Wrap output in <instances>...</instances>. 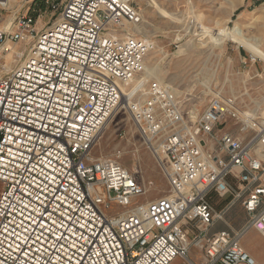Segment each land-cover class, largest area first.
I'll return each mask as SVG.
<instances>
[{
	"label": "built area",
	"instance_id": "built-area-1",
	"mask_svg": "<svg viewBox=\"0 0 264 264\" xmlns=\"http://www.w3.org/2000/svg\"><path fill=\"white\" fill-rule=\"evenodd\" d=\"M7 4L0 0V264H197L192 249L200 264H259L242 239L250 228L264 236V116L217 90L195 114L171 85L141 83L128 111L170 185L143 202L145 186L120 152L92 155L121 85L150 50L133 0H66L41 30L28 14L3 22ZM211 193L241 204L246 227L210 234L223 218Z\"/></svg>",
	"mask_w": 264,
	"mask_h": 264
},
{
	"label": "rangeland",
	"instance_id": "rangeland-1",
	"mask_svg": "<svg viewBox=\"0 0 264 264\" xmlns=\"http://www.w3.org/2000/svg\"><path fill=\"white\" fill-rule=\"evenodd\" d=\"M65 2L8 0L3 22L28 14L35 18L36 29L41 30L57 18ZM133 2L148 25V36L142 35L150 42L144 63L158 72L147 81L155 79L171 85L195 114L204 110L210 90H217L226 95H238L254 115L264 116V0ZM52 4L57 5L56 9ZM158 6L167 14L160 13ZM143 76L142 71L132 79L129 88L138 84ZM139 97L134 95L133 99ZM118 108L110 117L92 155L110 158L120 152L121 164L145 186L146 193L141 201L165 197L170 185L156 154L139 133L128 109ZM214 201L218 211L227 203L222 196L215 197ZM230 208L237 211L227 222V228H245L248 215L242 205L237 203ZM193 231L196 233V229H191V237L195 234ZM242 243L259 264H264L246 248L252 247L258 257L263 258L264 236L250 228ZM196 254L197 250L192 249L190 257ZM173 264L185 263L178 258Z\"/></svg>",
	"mask_w": 264,
	"mask_h": 264
},
{
	"label": "bare ground",
	"instance_id": "bare-ground-1",
	"mask_svg": "<svg viewBox=\"0 0 264 264\" xmlns=\"http://www.w3.org/2000/svg\"><path fill=\"white\" fill-rule=\"evenodd\" d=\"M4 3H8V0H2ZM11 6V5H10ZM159 7V6H158ZM159 10L161 11L160 13L162 14H167L162 8L159 7ZM219 20V19H218ZM146 20L143 19V23L136 28V32L139 33V35H144V36H148V33L147 32V28L148 25H146ZM207 31V30H205ZM150 66V65H149ZM147 64L144 63V67H143V73H144V76L140 79V81L138 82V84H136L135 86H133L131 89L129 88L130 86H132V83L131 81L130 82H126L124 84L121 85V90H122V98H121V102L119 104V107L122 106V108H127L128 109V103L132 101L134 95L136 94V91H139L138 89L140 88L141 86V83H146L147 81V78H151L153 76L151 75H155V74H158L157 72V69H153L151 67H149ZM157 78V77H156ZM119 109V108H118ZM118 112V111H117ZM115 116V115H114ZM108 123V122H107ZM107 125V124H106ZM106 125L104 127V129H106ZM103 129V131H104ZM102 131V132H103ZM153 190V189H152ZM157 191V190H156ZM154 190V192H156ZM154 194V193H153Z\"/></svg>",
	"mask_w": 264,
	"mask_h": 264
},
{
	"label": "crops",
	"instance_id": "crops-1",
	"mask_svg": "<svg viewBox=\"0 0 264 264\" xmlns=\"http://www.w3.org/2000/svg\"><path fill=\"white\" fill-rule=\"evenodd\" d=\"M219 195L218 194H216V193H211V195H210V197H209V200H210V202H211V204H212V206L215 208V201H214V198L215 197H218ZM222 198H224L225 200H227V203H226V206L223 208V209H221V210H216L215 209V211L216 212H222L223 213V218L222 219H219V220H217L216 222H215V224L210 228V234H214V233H216V232H219V231H221V230H225V229H229V228H227V222L232 218V216H233V214H234V212L235 211H237V210H231V208H229L228 207V203H229V200H230V198L229 197H222ZM236 208H238V207H236ZM224 222V223H223ZM231 229V228H230ZM250 232H255V231H253V230H251ZM246 248H248V250L250 251V252H252L255 256H257V258H258V260L260 261V262H262V263H264V257L263 258H259L258 257V255L256 254V250H254L252 247H247L246 246ZM251 254V253H250ZM195 256H197V258H195ZM192 260H194L197 264H200V258L198 257V254H196V255H194L193 257H190ZM178 258H176L174 261H173V263L177 260ZM182 259V258H181ZM183 261H184V263L185 264H189L186 260H184L183 259ZM201 262H202V258H201ZM172 263V264H173Z\"/></svg>",
	"mask_w": 264,
	"mask_h": 264
},
{
	"label": "water",
	"instance_id": "water-1",
	"mask_svg": "<svg viewBox=\"0 0 264 264\" xmlns=\"http://www.w3.org/2000/svg\"><path fill=\"white\" fill-rule=\"evenodd\" d=\"M11 27V24L8 26V28H10Z\"/></svg>",
	"mask_w": 264,
	"mask_h": 264
}]
</instances>
